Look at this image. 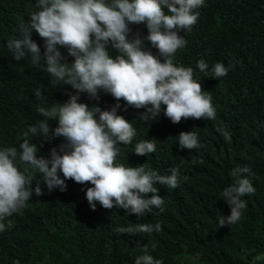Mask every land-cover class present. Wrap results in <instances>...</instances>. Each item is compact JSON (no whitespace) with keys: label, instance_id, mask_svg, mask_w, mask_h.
<instances>
[{"label":"clouds","instance_id":"obj_1","mask_svg":"<svg viewBox=\"0 0 264 264\" xmlns=\"http://www.w3.org/2000/svg\"><path fill=\"white\" fill-rule=\"evenodd\" d=\"M231 1L0 0V261L82 225L111 255L77 264H264V70L220 81L251 39Z\"/></svg>","mask_w":264,"mask_h":264},{"label":"trees","instance_id":"obj_2","mask_svg":"<svg viewBox=\"0 0 264 264\" xmlns=\"http://www.w3.org/2000/svg\"><path fill=\"white\" fill-rule=\"evenodd\" d=\"M253 11L264 12V0H232L227 8L224 20L227 18H246L251 29V39L247 40L246 48L234 59L225 61V64L230 67V73L222 78L221 82L229 83L231 78L240 70L257 72L264 70V25L254 23L249 19V14ZM242 52H246V55L243 56ZM15 101L17 104L19 102L24 104L25 107L31 102L29 96L16 97ZM35 209L45 211L40 206H36ZM76 210L77 213H82L85 208L80 204L77 205ZM96 216L99 223L114 224L115 228L127 227L132 220L131 217L122 212L96 213ZM123 220H125V224H123ZM20 233L25 234L26 240L19 242L14 249L8 250L5 259L0 261V264H17V261L19 264H77L76 260L80 255H87L92 258H103L111 255L105 250L103 239L99 233L108 236L110 234L101 227L88 229L80 225L74 231L70 226L67 232L59 236V241L68 245L64 252H57L49 247L48 242L52 241V237L44 230L41 231V236L46 238L48 242H38L39 238L34 237L29 232L22 231Z\"/></svg>","mask_w":264,"mask_h":264}]
</instances>
